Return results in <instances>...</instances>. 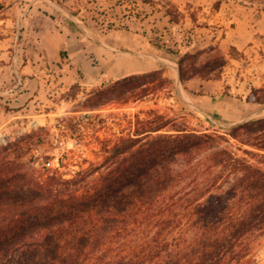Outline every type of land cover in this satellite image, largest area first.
<instances>
[{
	"label": "trees",
	"instance_id": "1",
	"mask_svg": "<svg viewBox=\"0 0 264 264\" xmlns=\"http://www.w3.org/2000/svg\"><path fill=\"white\" fill-rule=\"evenodd\" d=\"M193 58L185 51L177 61L182 85L220 78L223 54L198 66ZM156 79L165 78L130 73L114 83L124 91ZM246 100L263 104L264 86L250 85ZM138 123L133 135L103 142L100 159L70 177L1 155L0 264L240 263L264 233V116L228 129L252 156L217 147L211 133L152 134L167 124L159 114ZM16 144L0 145V154Z\"/></svg>",
	"mask_w": 264,
	"mask_h": 264
},
{
	"label": "rangeland",
	"instance_id": "2",
	"mask_svg": "<svg viewBox=\"0 0 264 264\" xmlns=\"http://www.w3.org/2000/svg\"><path fill=\"white\" fill-rule=\"evenodd\" d=\"M89 1L0 0V145L17 139L0 158L4 155L13 165L56 170L70 177L100 159L103 142L113 144L133 135L142 127L138 120H152L156 114L167 124L152 134L178 129L205 132L220 137L217 147L237 155L251 150L228 134L230 126L239 122L236 117L222 119L197 110L190 93L201 99V90L192 92L174 79L182 55L178 44L192 43L190 29H178L170 37L158 34V29L149 36L131 37L122 30L128 21L115 18L137 9L131 0H114L120 7L113 10L108 5V14L101 18L98 4L88 5ZM74 30L89 45L80 55L69 49ZM99 44L107 49L105 58L93 50ZM187 52L194 54L195 66L219 55L213 45ZM235 54L233 59L224 55L226 62L220 68L222 93L227 95L249 91L243 80L250 75L251 65ZM151 71L165 79L124 91L114 83L130 73ZM252 106L258 112L249 118L264 116V103ZM239 264H264V233L250 240Z\"/></svg>",
	"mask_w": 264,
	"mask_h": 264
},
{
	"label": "crops",
	"instance_id": "3",
	"mask_svg": "<svg viewBox=\"0 0 264 264\" xmlns=\"http://www.w3.org/2000/svg\"><path fill=\"white\" fill-rule=\"evenodd\" d=\"M98 4L99 17H106L108 5L117 9L114 0H90ZM137 7L132 14H119L116 19L127 20L128 24L122 30L131 37L150 33L170 37L178 34V29H190L192 43L183 44L182 52L193 51L198 47L213 45V50L228 56L230 48L242 55L251 65L246 83L254 86H264V0H131ZM136 11L137 14H133ZM170 11L176 19H170L166 13ZM97 15V14H95ZM68 29L71 30L69 27ZM63 40L67 38L64 32L59 33ZM74 39L69 41L70 52L80 55L87 51L89 45L82 41L81 34L73 31ZM100 58L106 57L107 49L102 44L93 48ZM233 59V58H231ZM103 69V68H102ZM139 70V69H138ZM177 80V71L172 74ZM185 85L193 91L201 90V99L194 98L190 93V100L199 111L209 113L222 119L236 117V121L249 118L253 104L246 100L248 91L245 89L239 95L222 93V82L219 79H202L194 76L189 78ZM253 111V112H252Z\"/></svg>",
	"mask_w": 264,
	"mask_h": 264
},
{
	"label": "water",
	"instance_id": "4",
	"mask_svg": "<svg viewBox=\"0 0 264 264\" xmlns=\"http://www.w3.org/2000/svg\"><path fill=\"white\" fill-rule=\"evenodd\" d=\"M176 71H177V68H176ZM177 82H179V81H178V75H177Z\"/></svg>",
	"mask_w": 264,
	"mask_h": 264
},
{
	"label": "built area",
	"instance_id": "5",
	"mask_svg": "<svg viewBox=\"0 0 264 264\" xmlns=\"http://www.w3.org/2000/svg\"><path fill=\"white\" fill-rule=\"evenodd\" d=\"M187 37V36H186Z\"/></svg>",
	"mask_w": 264,
	"mask_h": 264
}]
</instances>
